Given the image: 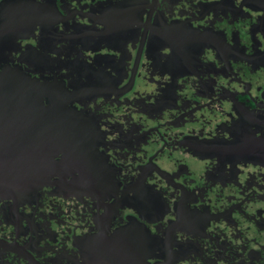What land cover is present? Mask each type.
<instances>
[{
	"label": "flooded vegetation",
	"instance_id": "1",
	"mask_svg": "<svg viewBox=\"0 0 264 264\" xmlns=\"http://www.w3.org/2000/svg\"><path fill=\"white\" fill-rule=\"evenodd\" d=\"M2 68L63 146L0 264H264V0H0Z\"/></svg>",
	"mask_w": 264,
	"mask_h": 264
},
{
	"label": "water",
	"instance_id": "2",
	"mask_svg": "<svg viewBox=\"0 0 264 264\" xmlns=\"http://www.w3.org/2000/svg\"><path fill=\"white\" fill-rule=\"evenodd\" d=\"M39 88L19 69L0 71V200L22 202L53 175L37 173L53 168L52 159L63 146L52 140L53 126L39 125L44 110ZM55 104L50 100L42 113L51 116Z\"/></svg>",
	"mask_w": 264,
	"mask_h": 264
}]
</instances>
